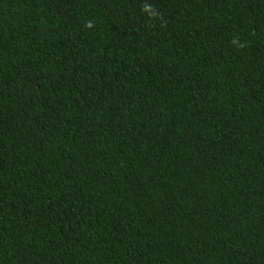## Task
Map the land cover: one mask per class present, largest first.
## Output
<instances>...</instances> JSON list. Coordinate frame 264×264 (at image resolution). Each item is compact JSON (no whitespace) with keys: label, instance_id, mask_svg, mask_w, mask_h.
I'll use <instances>...</instances> for the list:
<instances>
[{"label":"trees","instance_id":"16d2710c","mask_svg":"<svg viewBox=\"0 0 264 264\" xmlns=\"http://www.w3.org/2000/svg\"><path fill=\"white\" fill-rule=\"evenodd\" d=\"M0 264H264V0H0Z\"/></svg>","mask_w":264,"mask_h":264}]
</instances>
